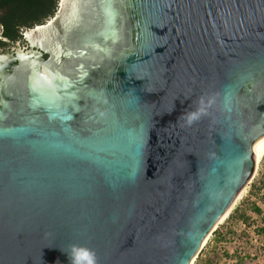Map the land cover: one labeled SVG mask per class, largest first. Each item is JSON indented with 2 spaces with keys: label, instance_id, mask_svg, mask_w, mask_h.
Instances as JSON below:
<instances>
[{
  "label": "water",
  "instance_id": "obj_1",
  "mask_svg": "<svg viewBox=\"0 0 264 264\" xmlns=\"http://www.w3.org/2000/svg\"><path fill=\"white\" fill-rule=\"evenodd\" d=\"M24 38L0 52V264H193L257 169L264 0H59Z\"/></svg>",
  "mask_w": 264,
  "mask_h": 264
},
{
  "label": "rangeland",
  "instance_id": "obj_2",
  "mask_svg": "<svg viewBox=\"0 0 264 264\" xmlns=\"http://www.w3.org/2000/svg\"><path fill=\"white\" fill-rule=\"evenodd\" d=\"M18 45L12 44L8 52ZM257 207L260 212L256 211ZM240 215L245 216L246 222L239 219ZM220 227L223 234L218 237L214 232L211 234L195 260L197 264H264V158L245 194Z\"/></svg>",
  "mask_w": 264,
  "mask_h": 264
},
{
  "label": "trees",
  "instance_id": "obj_3",
  "mask_svg": "<svg viewBox=\"0 0 264 264\" xmlns=\"http://www.w3.org/2000/svg\"><path fill=\"white\" fill-rule=\"evenodd\" d=\"M58 4L59 0H0V52H8L17 41L27 44L25 28L45 23L55 15ZM256 211L260 212V209L257 207ZM239 219L246 222L244 215ZM221 234V227L214 231L216 237Z\"/></svg>",
  "mask_w": 264,
  "mask_h": 264
},
{
  "label": "clouds",
  "instance_id": "obj_4",
  "mask_svg": "<svg viewBox=\"0 0 264 264\" xmlns=\"http://www.w3.org/2000/svg\"><path fill=\"white\" fill-rule=\"evenodd\" d=\"M214 97H201L194 111L184 115V119L188 126H192L199 122L203 117L209 114V109L215 104ZM232 97L228 94L224 98L223 107L227 112L232 111ZM69 264H99L96 251L86 245L72 244L69 245L67 251Z\"/></svg>",
  "mask_w": 264,
  "mask_h": 264
},
{
  "label": "bare ground",
  "instance_id": "obj_5",
  "mask_svg": "<svg viewBox=\"0 0 264 264\" xmlns=\"http://www.w3.org/2000/svg\"><path fill=\"white\" fill-rule=\"evenodd\" d=\"M264 158V141L262 142V144L259 146L257 152H256V164L257 167L259 165V163L262 161V159ZM247 189V185L240 191V193L238 194V196L235 198L234 202L231 204V206L229 207V209L222 215V217L218 220L216 226H215V230L219 227V225H221L230 215L231 211L233 210L234 206L237 204V202L243 197V195L245 194ZM211 236V234L207 237L205 243L203 244L202 248L206 245V243L208 242L209 237ZM195 262V260L193 261ZM194 264V263H193Z\"/></svg>",
  "mask_w": 264,
  "mask_h": 264
},
{
  "label": "flooded vegetation",
  "instance_id": "obj_6",
  "mask_svg": "<svg viewBox=\"0 0 264 264\" xmlns=\"http://www.w3.org/2000/svg\"><path fill=\"white\" fill-rule=\"evenodd\" d=\"M17 42H18V41H17ZM17 42H16V43H17ZM26 45H28V43H27Z\"/></svg>",
  "mask_w": 264,
  "mask_h": 264
}]
</instances>
